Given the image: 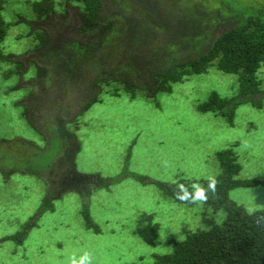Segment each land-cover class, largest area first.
Returning a JSON list of instances; mask_svg holds the SVG:
<instances>
[{
	"label": "trees",
	"instance_id": "obj_1",
	"mask_svg": "<svg viewBox=\"0 0 264 264\" xmlns=\"http://www.w3.org/2000/svg\"><path fill=\"white\" fill-rule=\"evenodd\" d=\"M21 1L24 6L12 19L6 14L8 0H0V115L8 105L19 107L28 129L24 126L16 137L0 135L1 182H6L5 175L20 171L44 180L47 187L54 180V170L70 173L77 169L83 116L75 120V130L70 128L72 122L65 123L63 118L54 123L51 146L43 148L45 135L29 118L38 97L40 108H54L58 114L65 110L62 95L83 100L82 113L102 103V95L128 93L134 98L145 94V98L157 101L158 95L170 93L174 84L215 66L236 74L237 82L227 96L211 90L196 102L197 111L213 113L234 126L241 105L264 109V77L260 74L264 72V0ZM19 25L24 28L13 38L9 31ZM12 39L25 43L23 53L28 56L17 58V53L5 50L6 42ZM36 87L41 90L34 95ZM14 91L17 95L13 97L10 94ZM235 145L216 151L219 172L211 179L182 173L175 181H164L123 169L121 178L150 183L160 188L166 199L201 204V225L186 230L183 239L170 235V250L148 257L139 253L142 264H264V207L249 212L230 197L234 188L263 185L264 171L252 178L238 177L242 164ZM133 146L127 151L126 167ZM7 157L15 159L14 165L8 164ZM119 180L96 178L99 186L95 189L116 185ZM76 191L81 192L77 212L85 226L102 232L93 217V191ZM52 196L45 188L33 212L24 217L16 214V230L0 237V243L10 242L13 248L9 250L13 251L21 246L25 256L28 237L40 228L41 218L56 212L59 198ZM133 230L142 244L160 241L161 224L155 214L140 213ZM134 261L129 264H137Z\"/></svg>",
	"mask_w": 264,
	"mask_h": 264
},
{
	"label": "rangeland",
	"instance_id": "obj_2",
	"mask_svg": "<svg viewBox=\"0 0 264 264\" xmlns=\"http://www.w3.org/2000/svg\"><path fill=\"white\" fill-rule=\"evenodd\" d=\"M23 6L21 0H8L6 14L14 19V12ZM72 11L75 14V10ZM23 28L22 25L14 26L9 33L14 38ZM5 45L6 51L17 53V58L28 56L23 53L25 43L22 41L12 39ZM260 74L264 77V72ZM236 82V74L212 66L207 73L196 74L189 80L174 84L173 90L158 95L157 101L145 98V94L134 98H130L128 93L119 97L102 95L104 101L95 103L86 113H82L83 100L76 95L60 97L65 105L61 114L54 108H40L38 97L34 101V114L29 118L45 135L46 139L41 141L43 148L51 146L54 123L63 118L65 123L72 122L70 128L75 130V120L83 116V127L79 130L81 148L76 149L79 151L77 169L70 173L54 170V180L47 187L44 180L20 171L5 175L6 182L0 181V237L16 230V214L24 217L36 209L45 188L52 191L53 199L59 198L56 212L46 213L40 220V228L34 229L28 237L26 257L21 246L13 251L9 250L13 244L2 242L0 264H129L135 259L138 261L134 262L142 264L139 253L148 257L153 252L170 250L167 240L170 235L183 239L186 230L201 225L198 213L201 204L186 205L166 199L162 190L150 183L134 177L121 178L123 169L164 181H175L182 173L190 178L211 179L219 172L216 151L236 144L235 150L242 164L238 177L252 178L262 173L263 108L241 105L234 126L213 113L196 110V102L205 99L211 90L227 96ZM40 90L34 88V95ZM10 95L14 97L17 92ZM50 100L53 103L54 100ZM23 101L27 103L28 100ZM11 106L8 105L7 111L1 110L0 135L16 137L24 126L27 128L24 125L26 119L21 116L19 107ZM131 144H134L132 157L126 167ZM6 160L14 165L13 157ZM77 173L81 174L79 178ZM40 176L47 177L45 174ZM99 177L120 180L116 185L95 189L99 186L95 182ZM77 188L84 194L93 191V217L102 232L87 228L78 214L82 200ZM230 197L253 212L264 207V184L234 188ZM84 198L90 202L88 196ZM142 212L155 214L160 222L159 243L142 244V239L134 233V224Z\"/></svg>",
	"mask_w": 264,
	"mask_h": 264
}]
</instances>
